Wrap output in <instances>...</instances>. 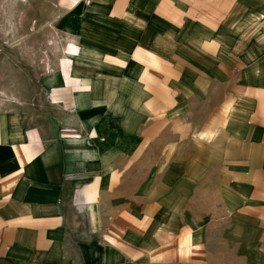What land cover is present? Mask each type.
I'll return each mask as SVG.
<instances>
[{"label":"crops","instance_id":"crops-1","mask_svg":"<svg viewBox=\"0 0 264 264\" xmlns=\"http://www.w3.org/2000/svg\"><path fill=\"white\" fill-rule=\"evenodd\" d=\"M263 1L64 11L45 103L0 108V264H264Z\"/></svg>","mask_w":264,"mask_h":264},{"label":"rangeland","instance_id":"rangeland-1","mask_svg":"<svg viewBox=\"0 0 264 264\" xmlns=\"http://www.w3.org/2000/svg\"><path fill=\"white\" fill-rule=\"evenodd\" d=\"M252 1L245 0L243 7ZM76 2L0 0V108L29 101L32 94L45 103L41 78L63 59L64 39L58 34L57 20ZM249 16L256 18L252 30L257 43L264 44V1L256 2ZM237 17L233 15L229 25L238 23Z\"/></svg>","mask_w":264,"mask_h":264}]
</instances>
